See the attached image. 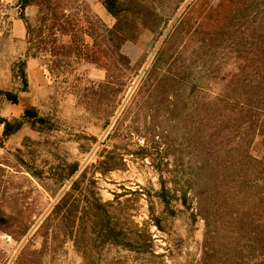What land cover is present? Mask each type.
<instances>
[{"label":"rangeland","instance_id":"rangeland-1","mask_svg":"<svg viewBox=\"0 0 264 264\" xmlns=\"http://www.w3.org/2000/svg\"><path fill=\"white\" fill-rule=\"evenodd\" d=\"M121 1L136 7L142 17L132 23L124 43L113 30L117 21L103 0H39L25 9L21 0H0V91L18 96L14 104L0 95V116L20 119L26 109L34 108L44 120L26 124L9 138L0 127V203L7 205L9 193L15 194L21 217L35 215L38 222L21 241L0 232V264H24L26 245L40 252L29 259L32 264H189L200 258L203 221L192 224L180 206L161 231L149 219L146 197L152 189H160L155 166L166 168L167 155L175 157L185 172H195L197 112L193 103L198 89L182 84L177 93L170 94L168 89L141 85L195 0ZM170 47V54L161 57H225L224 70L234 69L231 56L222 49L205 55L207 49L195 41ZM262 151L257 140L253 153ZM121 156L124 164L118 161ZM104 157L117 163L118 169L103 174L91 168L88 176L95 177L104 202L118 196L136 223L150 222L154 247L147 254L105 244L97 233L91 242L85 235L74 242L46 238L44 231L36 233L69 185L62 187L46 178L50 167L79 162L83 171ZM228 206V214L239 207L249 212L251 202L235 196ZM219 223L216 264H239L241 253L246 254L245 238L224 232ZM52 239L56 242L51 243ZM80 240L89 248V261L84 260L81 246L76 248Z\"/></svg>","mask_w":264,"mask_h":264},{"label":"trees","instance_id":"trees-1","mask_svg":"<svg viewBox=\"0 0 264 264\" xmlns=\"http://www.w3.org/2000/svg\"><path fill=\"white\" fill-rule=\"evenodd\" d=\"M21 1L25 9L39 0ZM103 1L107 12L117 21L113 30L124 43L132 23L142 17L136 7L126 6L121 0ZM187 41L207 49L205 55L222 49L231 56L234 69L224 70L225 57H161L170 54L171 43L176 47ZM22 79L28 88L24 71ZM182 84L198 89L193 103L197 112L195 172H185L179 168L178 160L169 155L166 168L155 166L160 189H152L146 195L149 219L163 231L165 221L176 217L181 206L189 213L192 224L203 221L200 258L189 264H216L215 241L220 221L224 232L245 238L246 254L241 253L239 264H264V0H195L189 5L141 85L154 90L168 89L172 94ZM0 95L8 102L18 103L16 94L0 91ZM42 122L34 108L26 109L20 119L0 116L5 138L17 134L26 124ZM257 140L263 148L259 155L253 153ZM106 158L83 171L79 162L50 167L46 178L62 187L67 182L69 185L38 224L36 233L44 231L46 238L63 237L74 242L81 235L91 242L97 233L105 244L147 254L154 247L150 222L143 221L141 226L136 223L118 196L104 202L95 177L88 176L91 168L103 174L118 169L117 163ZM189 160L193 162V158ZM118 161L124 164V156ZM35 172L31 174L37 176ZM9 196L7 205L0 203V232L21 241L38 222L35 215L21 217L19 199L12 193ZM235 196L250 200L249 212L239 207L228 214V204ZM54 239L51 243L56 242ZM82 242L76 248L81 246L84 260L89 261V248ZM39 253L26 245L22 256L26 263Z\"/></svg>","mask_w":264,"mask_h":264}]
</instances>
